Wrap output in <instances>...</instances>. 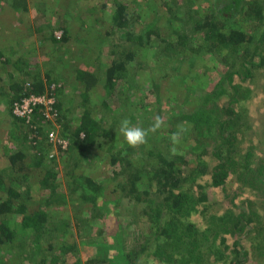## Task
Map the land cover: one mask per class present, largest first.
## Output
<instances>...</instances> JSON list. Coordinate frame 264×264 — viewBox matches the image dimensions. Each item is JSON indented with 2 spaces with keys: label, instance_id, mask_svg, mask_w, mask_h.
<instances>
[{
  "label": "trees",
  "instance_id": "trees-1",
  "mask_svg": "<svg viewBox=\"0 0 264 264\" xmlns=\"http://www.w3.org/2000/svg\"><path fill=\"white\" fill-rule=\"evenodd\" d=\"M174 3L178 5L179 1ZM163 5L168 8L167 11L170 10L172 0H165ZM91 7L93 9L89 15H92V21L85 32H90L97 40L91 42L86 39L88 37L77 34V41L84 39L83 43L87 46L79 48L74 56L84 63L69 71L70 85L79 94L81 111L74 130L64 136L67 140L66 148L57 147L60 151L68 150L78 154L77 158L71 159V168L66 165V179L71 186L70 201L58 191L57 170L53 165L45 164V155L50 157L41 148L43 142L48 143L46 125L54 128L55 123L57 128L60 125L69 129L70 121L62 123V120L66 121V114L60 85L50 89L56 83L49 72H44V75L39 71L27 72L23 59L25 55L16 51V47L22 48L19 47L20 41L16 42V47L14 44L8 49L3 45L0 47V97L9 95L7 102L10 110L12 102L27 93L41 94L48 90L55 97L52 123L45 116L42 106L35 108L29 123L18 120L23 125L21 138L28 139L31 157L27 159L28 153L16 150L8 153L6 166L0 167V264H114L117 260L124 264H140L138 260L147 252L150 253L153 264H217L223 259L218 255L226 250V264H252L248 259L250 254L240 247L242 243L239 242L243 234H248L253 229L251 225L256 221L255 213L247 210L236 214L228 208L221 214L209 212L210 194L206 191L203 177L210 174L211 189L224 190L231 174L236 176L240 190L247 186L254 187V184L264 186L263 181H259L264 177V166L252 169L248 159L242 164L229 157L235 133L233 128L239 117L233 105L242 101L241 107L245 109L251 93V89L244 88L234 76L246 79L250 75L249 67L264 66V29L256 33L257 27L251 25L249 28H242L238 22L246 18L259 24V20H264V0H226L205 10L201 6L197 8V14H200L201 9L204 11L201 12V21L193 25L192 33L200 34L202 38V44L196 47V58L203 56L209 61L222 55L221 60L231 67L227 65L228 70L217 76L213 86L202 95L198 108L188 111L181 109L175 120L169 110L166 123L190 124L197 134L212 136L214 132L223 140L224 143L210 154L214 159L210 170V163L204 157L208 153L206 148L198 151L185 145L181 155L171 154L170 136L173 129H160L150 134L148 143L135 150L138 152L136 155L124 138L119 136V125L125 118L133 125H144L145 129L154 121V118L141 112L148 102L140 93L134 95V101H129L132 93L141 86L145 87L139 82H129L133 80L129 78V65L135 59L139 46L151 44L150 39L154 35L160 37L159 26H154L155 22L146 18L141 31H135L134 23L138 12L132 11L125 2H116L111 6L109 26L103 31L99 12L105 13L106 7ZM27 9L26 0H0V27L6 15H18ZM46 10V7L42 8L43 15H47ZM238 14L242 15L239 21ZM63 19L67 21V18ZM171 21L172 19H167L168 24ZM59 26L56 27L61 30L59 37L55 36L52 25L45 23L39 27L36 24L33 28L35 34L41 32V42L52 44L49 52L51 55L60 52L71 40L70 36H75L68 26ZM116 34L123 42L137 44V47L114 51L119 57L109 60V65L104 66L102 71H99V67L92 68V59L100 57L98 54L97 57L91 55V46L96 45L101 50L108 48L113 42L112 36ZM160 40L167 41L163 38ZM189 40L188 35L177 33L174 41L176 46L184 49ZM173 43L171 39L164 49L169 58L172 55L168 51L172 50ZM13 53L19 55L11 61ZM16 71H23L25 77L21 80L13 78ZM199 76L197 72L190 71L175 77L179 86L184 84L193 88L192 82ZM27 82L31 84V89L26 87ZM100 83L105 94L91 103L90 92ZM123 95L128 100L122 99L120 105L125 107L114 113L108 98L116 96L121 99ZM224 95H227L228 101L220 103L219 99ZM196 102L199 103L197 98ZM149 112L150 109L147 110ZM118 137H121L119 142ZM224 145H227V149H224ZM189 151L194 152V160L187 159L191 155ZM105 154L109 177L114 179L116 191L121 190V197L116 200L113 208L121 223L119 230H123L125 226H135L127 251H123L120 232L107 237L104 234L101 210L106 195L104 186L88 176L86 171L73 172L75 168L83 166L81 161L84 156L88 163L93 164V158H101ZM249 155L248 152L246 156ZM33 188L37 192L46 190L48 193H38L39 197H36ZM67 204L76 206L79 211L72 220L67 214L59 215L50 209ZM259 228L257 226L256 230L261 236ZM227 235L234 237L231 248L226 244ZM258 248H261L260 240L252 243L255 252L251 255L255 256ZM210 254L214 257L209 256ZM261 254L262 252L258 254L260 259L254 260L253 264H259L258 261L263 259Z\"/></svg>",
  "mask_w": 264,
  "mask_h": 264
},
{
  "label": "rangeland",
  "instance_id": "rangeland-1",
  "mask_svg": "<svg viewBox=\"0 0 264 264\" xmlns=\"http://www.w3.org/2000/svg\"><path fill=\"white\" fill-rule=\"evenodd\" d=\"M164 1L165 0H26L28 5L27 11L20 12L18 15H6L0 27V47L3 45L8 49V47L13 44L15 46L16 42L20 41L21 44L19 47L22 48L19 49L16 46L15 47L16 51H20L25 55V58L23 59L25 60L24 65L28 69L27 72L35 73L36 71H39L42 75H44V72H49L53 81L56 83V87L60 85V95L64 105V114H66V121L62 120V123H68V121H70V125L69 129L62 128L60 125L59 128H57L58 125L55 123H53L55 125L54 128L49 124L46 125L45 131H47V137L50 133H55L58 137L65 139L64 136H68L69 132L74 130L80 115V98L79 94H77L75 89L70 85L71 73L69 71L74 66L84 63V61L79 62L74 53L79 51V48L87 46V44L83 43L84 39H80L79 42L77 41L78 35L88 37L86 39L91 42L97 40L96 37L91 36L90 32H85V29L92 21V15L89 14L93 8H90V6L98 7L99 5H104L106 7L105 13L104 11L99 12V18L103 22L101 24L103 26L102 30L104 31L109 26V13L111 6L116 4V2H125L132 11L138 12L134 23L135 31H141L146 18H151L153 23L155 22L154 26H159L160 32V37L157 35L151 37V44L139 46L140 48L136 51L137 55L135 59L132 60L129 65L131 71L129 78L133 79L129 82L134 83L135 81L136 83L139 82L141 85L145 86L144 88L141 86V88H138L132 93V98L129 101H134V95L140 93V95L145 98L146 102H148V105L142 108L141 110L143 111L141 112H145V115H149L152 119L155 118V114L161 116L165 121V126L161 128L163 131L173 129V132H175L178 126H185L188 131L182 136L181 145L179 146L180 151L183 146L186 147L185 145H190L198 151L206 148L208 153H206L204 157L208 160V163H210V170L211 165H213L212 161L214 160L210 157V154L217 148V146L224 143L223 140L218 138L214 132L212 136L210 134L208 136H205L202 133L197 134L192 130L190 124L184 125L177 122L176 124L171 125L168 122L166 123V119L169 116V110L172 112V117L174 119L179 116L181 109L182 111H188L198 108L202 95L209 90L210 86H213V82L216 81L217 76L224 74L226 69L228 70L227 65L229 68L231 67L224 60H221L222 55L213 57L212 60L209 61L204 59L203 56H201L202 60H200L201 58L199 57L196 58V47L202 44V38L200 34L194 35L192 33L194 23L197 21L200 22L203 18L201 15L202 11L215 3H224L226 0H178V5L174 3L177 2V0H172V5L168 11V8L163 5ZM198 6H201L203 7L202 9H204L200 10V14H197ZM43 7L47 8V15H43L41 12ZM40 12L41 15H39ZM64 17L67 18V21L63 19ZM239 18H242V15L238 14V21ZM167 19H172V23L168 24ZM244 20L238 22V25L242 28H249L251 25L253 27L255 26L258 29L255 30L256 33H260L264 29V20L262 19L259 20V24L248 19L246 20V18H244ZM58 21L60 22L58 23ZM45 23L47 25H52L55 28L54 34L56 37L61 35V30L56 27L62 24L72 29L75 35L70 36L71 40L65 44L60 52H56L55 55L49 53L52 44L41 42V32L40 34H35V31L33 30L36 24L40 27V25L42 26ZM98 28L101 29V26ZM44 32L46 34L48 33L47 31ZM177 33H184L189 36L190 40L185 44L184 49H181L179 45H175L174 40ZM160 38L167 41L163 42ZM171 39L174 43L172 44V50L168 51V54L172 55V57L169 58L164 49L167 42ZM112 41L113 42L110 43L109 47L103 50L96 45L91 46V55L97 57L98 54L100 57L97 58V60L92 59L94 64L92 68L95 69L99 67V71H102L104 66L109 65V60L115 59L116 56L119 57V54H116L117 51H122L129 47H132L133 49L137 47V44L132 45L123 42L118 38V34L112 36ZM224 53L223 55H227ZM18 55V53H13L11 61H14ZM55 62H58L59 64H56ZM249 68L250 75L246 79L234 76L235 80L241 82L240 84L244 88L249 87L251 93L246 101L245 109L241 107L242 101H238L233 105L239 114V117L233 128L235 133H233V144L231 145V155L229 154V157H233L242 164L248 159L251 168L255 169L256 166H264V66L260 68ZM47 69H49V71H47ZM190 71H195L200 75L196 81L192 82L194 83L193 88L192 86L189 87L184 84L179 86L177 84V77L175 76H180ZM24 77L25 75H23V71H16L13 78L21 80ZM188 81L190 82V80ZM103 94H105V92L100 83L90 92V102L94 103ZM8 98L9 95L0 97V167L6 166L8 160L7 155L13 151L22 150L24 153H28L26 157L27 159L32 155L28 150V147H30L28 139L24 140L21 138L23 125L19 123V119L13 117L10 106L7 102ZM125 98V95H123L121 99H118L116 96L108 98L110 108L114 113H116V111H122V108L125 107V105H120L121 100H125ZM196 98L199 103L196 102ZM126 100L128 99L126 98ZM156 100H160V102ZM239 100H241V98ZM227 101V95L221 96L219 99L220 103H227ZM148 109H150L149 113H147ZM52 118L47 119L52 123ZM151 124L152 123L150 122L147 127ZM138 125L144 128V125ZM11 130H13V135L10 136ZM120 135L121 134L119 133V136ZM121 137L123 136L121 135ZM121 137H118V142ZM48 143L44 144L43 142V147H41L43 151L49 153V157L51 158L50 159L45 155V164L53 165L56 168L58 173V191L64 194L65 198L70 201L69 196L71 186L69 180L66 179V169H68L66 168V165L71 168V159L77 158L78 154L72 153V151L68 152V150L60 151L57 148L58 146H54L49 141ZM227 145L223 146L224 149H227ZM135 150L136 149H132L136 155L138 152ZM248 152L250 153L249 157L246 156ZM189 154L191 155H189L187 159L194 160V156L192 155L194 152L192 151V153H190L189 151ZM229 157H227V159H229ZM93 159L94 163L90 164L87 162L86 156H84L82 159L83 161H81L83 166L75 168L73 172L81 173V171H86L88 176L94 178L104 186L106 189V195H104V207L102 206L101 209L103 230L105 231L104 234L107 237L108 235H114L117 232H120V234H122L123 251H127L131 244L130 239L134 234L135 226H125L123 227V230H119V225L121 223L117 220L113 208L116 200L121 197V190L116 191L114 179L109 177L107 154L101 158ZM193 164L194 163L192 162V165ZM82 168L84 170H82ZM203 179L206 191L210 194V200L208 201L210 206L209 212L221 214L228 208L236 214L247 210H252V212L255 213L256 221L251 225L253 229L248 231V234H243L242 238L240 237L239 243H242L240 247L244 248L250 254V256H248L250 263L253 264L254 260H259L260 258L258 257V254L262 252L261 255L263 256V259H261L260 262L258 261V263L264 264V186L258 187L254 184V187L247 186L245 189L240 190L238 188V182H236V176L231 174L224 190L220 188L211 189L209 183L210 174L207 173ZM259 181H263L264 183V177H261ZM38 193L46 195L48 192L46 190L37 192L36 188H33V194L36 197H39ZM231 199H233V201H231ZM124 204L125 202L123 205ZM50 209L53 212H57L59 215L67 214L70 220H72L74 215L79 212L76 206L70 204L58 205ZM120 209H122V207ZM121 213H123V211H121ZM197 223L202 225L200 222ZM257 226L261 229V236L257 234ZM91 235H93V232ZM238 237L239 236H237V238ZM233 240L234 237L232 235L226 236V244L228 247H232ZM256 240L261 241V248H258L260 252L257 250V253L255 254L257 257L251 255L252 252H255L252 249V243H256ZM147 253L138 260L140 264L154 263L150 253ZM227 253L228 250L221 255H218L223 257V259L218 261L217 264L227 263ZM209 256L214 257L212 254ZM114 264H124V262L117 260Z\"/></svg>",
  "mask_w": 264,
  "mask_h": 264
},
{
  "label": "built area",
  "instance_id": "built-area-1",
  "mask_svg": "<svg viewBox=\"0 0 264 264\" xmlns=\"http://www.w3.org/2000/svg\"><path fill=\"white\" fill-rule=\"evenodd\" d=\"M26 87L31 89V84L27 82ZM54 87H56V84H52L50 89L52 90ZM54 101V95L48 90L41 94L27 93L12 102L11 113L16 119L29 123L34 115L35 108L42 106L45 116L51 119L55 113V110H53ZM47 138L54 146H60L63 149L67 146V141L58 137L55 133H50Z\"/></svg>",
  "mask_w": 264,
  "mask_h": 264
},
{
  "label": "clouds",
  "instance_id": "clouds-1",
  "mask_svg": "<svg viewBox=\"0 0 264 264\" xmlns=\"http://www.w3.org/2000/svg\"><path fill=\"white\" fill-rule=\"evenodd\" d=\"M164 126L165 121L159 115L155 116L153 123L146 129L139 125H133L129 119L125 118L121 120L118 131L123 136L124 141L129 148L137 149L148 143V137L150 134L156 133ZM187 131L188 129L185 126L180 125L177 130L171 134L170 142L172 146L170 152L172 155L182 154L179 146L181 145L182 136Z\"/></svg>",
  "mask_w": 264,
  "mask_h": 264
}]
</instances>
